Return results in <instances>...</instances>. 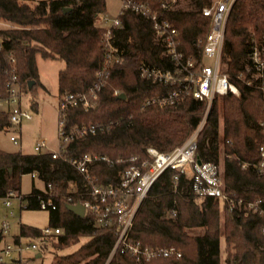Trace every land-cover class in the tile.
Wrapping results in <instances>:
<instances>
[{
	"label": "trees",
	"instance_id": "trees-1",
	"mask_svg": "<svg viewBox=\"0 0 264 264\" xmlns=\"http://www.w3.org/2000/svg\"><path fill=\"white\" fill-rule=\"evenodd\" d=\"M0 0V18L13 23L0 28L3 48L0 49V92L7 94L6 80L10 55L16 58L19 79L28 90L42 85L37 54L44 58H60L65 66L59 71V96L67 92L86 90L96 78L103 64V28L99 22L107 10L106 0ZM161 0H151L157 6ZM197 9L178 8L167 13L180 32L182 49L200 55V38H205L210 18L201 8L211 0H192ZM66 8H70L65 11ZM124 26L117 31L116 45L122 50V61L111 69L109 79L100 91L97 105L86 109L71 107L67 113V127L73 129L95 122L107 126L98 133L87 134L73 141L61 158L50 153L36 154L6 151L0 148V197L10 191L21 192L22 177L37 173L43 187L33 182L27 199V209H40V199L48 184L53 185L57 208L49 210L51 225L62 232L49 239L53 250L80 243L71 252L58 254L53 264H222L221 240L225 242V264H264L263 217L257 213L227 211L224 232L220 224V203L213 197L196 199L188 185L174 191V169H167L154 183L138 209L131 237L155 247L174 246L181 255H158L137 262L131 253L120 248L110 258L116 243L115 227H96L88 216H79L67 206L70 180L81 176L64 157H80L98 152L126 161L114 165L99 163L91 168L98 181L107 182L118 169L130 164L132 155L144 156L153 146L170 152L182 145L202 122L207 109L206 100L185 96L172 104L145 105L148 97L168 92L171 87L153 83L139 75L141 64L163 65L161 46L153 40L152 27L143 17L128 12ZM264 0H237L226 24L222 54L225 71L235 83L240 95L227 93L223 100V136L220 135L218 97L214 98L205 124L198 135L197 157L218 161L222 153L224 173L230 190L238 195L255 198L264 196V175L253 166L243 168V162L259 159V146L264 140L260 122L264 121V91L248 85L247 64L253 39L264 43ZM243 73L245 78L240 77ZM34 83L30 87L29 82ZM119 94H115V91ZM126 94V98L120 95ZM33 105H37L33 101ZM10 125L8 112L0 110V130ZM185 182L181 177L179 186ZM77 196L73 195V201ZM72 202V201H71ZM176 211V215L172 211ZM21 234L37 235L36 226L22 223ZM0 233V241L3 239ZM82 238H85L81 242Z\"/></svg>",
	"mask_w": 264,
	"mask_h": 264
},
{
	"label": "built area",
	"instance_id": "built-area-1",
	"mask_svg": "<svg viewBox=\"0 0 264 264\" xmlns=\"http://www.w3.org/2000/svg\"><path fill=\"white\" fill-rule=\"evenodd\" d=\"M237 0H211V3L201 8L202 13L210 18V27L206 37L200 38L202 51L200 55L187 54L182 49V38L174 22L167 17V13L180 8L181 0H161L157 6L151 0H120V7L116 17H109L102 13L99 22L103 28L102 41L104 44L103 64L96 73V78L86 90L67 92L59 101V127L58 147L56 150L47 148V139L37 140L33 153H50L52 158L64 156L69 145L87 134L104 131L107 126L101 123L89 122L67 127V113L75 105H82L86 109L94 108L99 100L100 91L107 83L111 69L122 61V50L116 45L117 31L124 26L123 16L133 12L143 17L152 27L153 40L161 46V56L165 63L161 66L141 64L139 75L153 83L169 85L171 89L163 94H158L145 99V105L172 104L185 96H192L198 100L207 101L205 116L192 133L182 144L170 152H162L153 146L145 149L144 156L132 155L127 159L130 162L108 177L107 182H100L96 175L91 173V168L99 163L114 165L116 162L126 161L123 157L112 158L98 152L85 153L80 157H64L79 173L80 180H70L68 185L67 201L69 204L82 203L85 215L93 221L96 227H115L117 239L110 253V258L118 248L122 252L133 254L137 262L150 259L154 256L173 254L181 255L176 247H155L144 244L131 237L138 209L147 197L157 179L167 169H174L172 188L174 191L188 185L196 199L213 197L220 203L224 212L239 211L243 213H257L264 220V196L247 198L230 190L225 179L224 161L200 160L197 157L198 135L203 128L207 115L211 109L214 98L227 93L240 95L238 86L233 83L228 73L223 69L222 54L224 50L225 31L229 14ZM264 37V36H263ZM252 50L249 53L250 62L247 71L250 77L245 78L248 85L257 86L264 91V43L262 46L253 39ZM3 48L0 38V49ZM211 58L212 63L207 62ZM10 67L6 80L7 94L0 92V110L8 112L12 129L10 139L14 144H20L16 132H21L23 120H32L33 113L22 105L27 87L19 79L16 58L10 55ZM117 90L115 94H119ZM264 135V121L259 124ZM16 131V132H15ZM224 156L231 157L229 153ZM224 159V158H223ZM253 166L260 174L264 175V140L259 146V159L255 162H243V168ZM33 178L37 173H31ZM181 177L185 182L179 186ZM73 186V188H71ZM56 191L51 183L45 190V195L40 199L39 208L53 210L57 208L54 200ZM73 195L77 200L73 201ZM13 198L20 201V208H27V199L24 194L10 191L0 197L3 204L10 208L9 216H16L12 209ZM72 201V202H71ZM176 215V211H172ZM22 223H20L21 226ZM37 235L21 234L20 228L16 233H11V222L4 219L0 224V264H29L31 257L41 258L43 249L49 248V239L62 232V228L49 224L44 228L37 227ZM262 230L264 232V223ZM35 253L33 256L29 253ZM41 256H37L38 253Z\"/></svg>",
	"mask_w": 264,
	"mask_h": 264
},
{
	"label": "rangeland",
	"instance_id": "rangeland-1",
	"mask_svg": "<svg viewBox=\"0 0 264 264\" xmlns=\"http://www.w3.org/2000/svg\"><path fill=\"white\" fill-rule=\"evenodd\" d=\"M33 3V1L28 0ZM107 10L106 14L114 18L117 16L120 0H106ZM180 8L186 10L197 9L195 3L192 0H181ZM15 25L9 21L0 18V28H10ZM211 58H207L208 63H212ZM37 64L40 75V81L43 84L37 85L34 90H28L24 93L22 99V105L33 113L32 120H23L21 132H16L20 139V144H14L10 139L12 129L0 130V148L6 151H22L25 153H32L34 146L38 139H47V148L49 150H56L58 147V127H59V71L65 66V61L60 58H44L40 54H37ZM226 66L223 62V69ZM236 95V94H235ZM239 96V95H236ZM218 107L220 114V135L223 136L224 130V107L222 97H218ZM33 101L37 105H33ZM205 116V115H204ZM190 137V136H189ZM188 137V138H189ZM187 138V139H188ZM222 153L219 155V159L223 160V149L224 143L223 138L220 141ZM33 182L37 185H41V181L37 178H33L31 174H25L22 177V194H27L31 191ZM73 188V186H71ZM12 209L15 210L16 216H9L10 208H7L2 199H0V224L4 219H8L11 222V233L19 231L20 223L44 228L50 224L49 221V210L46 209H27L20 208V201L17 198H13ZM220 213V224L222 232H224V224L226 222V212L221 207ZM85 238H82L83 242ZM80 243L72 245L70 247L62 249L58 252V249H52L51 247L43 249L41 258L31 257L29 264H53L57 259L58 254L62 252H71L76 249ZM30 255L33 253H29ZM35 255V253H34ZM33 255V256H34ZM221 263L225 264V242L222 237L221 240Z\"/></svg>",
	"mask_w": 264,
	"mask_h": 264
},
{
	"label": "water",
	"instance_id": "water-1",
	"mask_svg": "<svg viewBox=\"0 0 264 264\" xmlns=\"http://www.w3.org/2000/svg\"><path fill=\"white\" fill-rule=\"evenodd\" d=\"M70 8H66L65 11H68ZM34 81L31 80L29 82L30 87L33 85ZM120 98H126V94L122 93L120 95ZM71 211H73L74 213H76L79 216H84L85 215V207L82 203L78 202L76 204H68L67 206ZM37 256H41V253L39 252L37 254Z\"/></svg>",
	"mask_w": 264,
	"mask_h": 264
},
{
	"label": "crops",
	"instance_id": "crops-1",
	"mask_svg": "<svg viewBox=\"0 0 264 264\" xmlns=\"http://www.w3.org/2000/svg\"><path fill=\"white\" fill-rule=\"evenodd\" d=\"M42 86H43V84H42ZM36 184V183H35ZM36 186H38V187H43V183L41 182V185H37L36 184Z\"/></svg>",
	"mask_w": 264,
	"mask_h": 264
}]
</instances>
